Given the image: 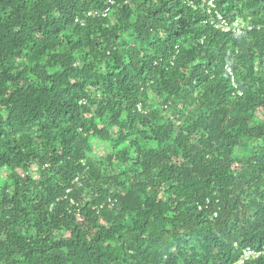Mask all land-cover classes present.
I'll list each match as a JSON object with an SVG mask.
<instances>
[{
	"label": "trees",
	"instance_id": "trees-1",
	"mask_svg": "<svg viewBox=\"0 0 264 264\" xmlns=\"http://www.w3.org/2000/svg\"><path fill=\"white\" fill-rule=\"evenodd\" d=\"M112 1L0 0V264H264V0Z\"/></svg>",
	"mask_w": 264,
	"mask_h": 264
},
{
	"label": "built area",
	"instance_id": "built-area-1",
	"mask_svg": "<svg viewBox=\"0 0 264 264\" xmlns=\"http://www.w3.org/2000/svg\"><path fill=\"white\" fill-rule=\"evenodd\" d=\"M109 2L114 3L112 0H109ZM209 5L212 7H215L214 0H209ZM109 10H110V8L106 9L104 12L90 11L89 15L90 16H100L102 14L103 16H106L108 14ZM210 21H212L213 23L217 22L219 24V26H221V28H223L224 30H226V31H232L233 30L238 35L243 34L244 31L245 32L251 31L254 28L250 24V22H248L247 20H245L243 18H238L235 21L230 22V21H227V19L224 18V16L222 14H219V13L216 16H211ZM229 71H230V68H229ZM108 201H109V203L114 204L112 199H109ZM103 207H104V204H102L100 206V209ZM261 254H262V252H257L255 250L248 249L246 251L245 255L242 256V259L238 264H244V261L249 259L250 257H258Z\"/></svg>",
	"mask_w": 264,
	"mask_h": 264
}]
</instances>
